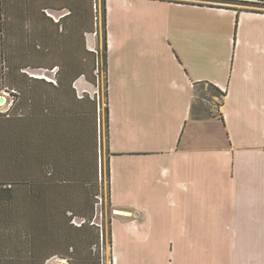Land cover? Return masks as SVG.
<instances>
[{"label": "crops", "instance_id": "1", "mask_svg": "<svg viewBox=\"0 0 264 264\" xmlns=\"http://www.w3.org/2000/svg\"><path fill=\"white\" fill-rule=\"evenodd\" d=\"M103 6L112 264L125 257L112 247L117 229L147 233L159 216L204 238V212L218 216L229 264H264V11L179 0ZM204 82L221 100L212 117L194 120L196 84ZM74 88L78 99L92 94L79 79ZM53 118L41 165L37 153V183L50 158L54 183L62 164L71 173V161L92 182L99 170L92 125L82 137L70 118Z\"/></svg>", "mask_w": 264, "mask_h": 264}, {"label": "trees", "instance_id": "2", "mask_svg": "<svg viewBox=\"0 0 264 264\" xmlns=\"http://www.w3.org/2000/svg\"><path fill=\"white\" fill-rule=\"evenodd\" d=\"M39 1L42 3L40 4ZM209 1L218 3L233 2L239 3L240 5L244 4L264 8V0ZM95 2L97 0H0L1 82H8L10 85V89H8L12 93H18L20 95L27 94V98H31L32 96L30 94L34 93L33 96L36 95L38 101L40 100L34 104L32 102L29 104L27 122H25L26 116L22 119L19 117L16 119V122L28 124L30 133L34 126L31 122L35 121V136L36 140L39 139L40 141L38 148L37 143L35 144L36 153L34 157H28L26 155L24 159L25 163L31 160L37 165L38 151L40 156L39 164L41 165L45 162V151L49 149L48 141L52 137L47 126L51 125L54 121L53 117L55 115L59 116L61 114L65 117L63 118L64 120L59 119L63 122H67L68 118H70V121L75 123V126L72 128H78L77 133H80L78 136L82 137L88 135L84 130L83 122L87 118L90 119L91 117L89 115L92 113L95 116L94 119H96L97 104L95 101L85 96L78 99L76 89L74 88V83L81 78L94 87V77L96 78L99 71V55L97 52L91 51L86 42V36L96 33L97 30L93 12ZM203 5L225 8L210 4ZM90 8H92L93 13ZM59 11H66V13L59 15L58 18H54L51 12L54 14ZM245 11L247 10L245 9ZM102 12V61L104 74L106 75V19L103 0ZM81 14L84 17L83 21L80 20ZM70 20L73 23L69 26ZM81 53H83V58ZM39 72H53L54 83L47 82L43 77L37 78L39 75H36V73ZM60 73H64L65 77L63 76L60 79ZM89 73H93V80L87 76ZM198 86L209 87L215 93V96L219 94V91L214 86L206 82L197 83L195 93ZM53 91L55 92L54 96L58 95L60 101H57L55 97L53 98L54 101L49 98ZM64 98L69 99L68 107L59 105L65 103ZM82 100L85 102L88 100L89 105L86 113L83 110L70 109L72 102L78 104ZM190 114L194 120L212 117V113L208 109L206 110L201 103H194L191 107ZM105 118L107 124L106 106ZM30 124L33 126H29ZM68 126L70 127L69 124ZM94 126V140L96 144L97 131H95L96 125ZM71 132L73 133V131ZM29 135L27 132L24 141L21 137L22 142L26 141V143H29ZM18 152L21 153L20 147H18ZM71 154L73 155L72 152ZM13 159L16 160L15 165L19 167L20 159L12 158L9 160L13 161ZM73 162L75 163V161ZM46 163L48 167L41 169L44 180L42 184L35 183L29 178L25 181L23 177H20V182H0V264H30L29 259L34 258L37 253L39 255V252H37L38 247L45 248V253L43 252L42 255V264L45 263V260L56 258L59 261H65L66 264H101L103 233L95 223L96 208L100 202L98 196V169L95 180L92 182L88 180L89 172L84 173L82 169L83 171L80 172L81 177L86 176L85 183L79 185L82 189V196L79 199L75 198L73 205L71 203L70 205L66 204V206L60 207L58 200H60V195L62 194L61 190L63 191L68 186L67 183L71 181V179L67 180L69 178L67 177L69 173L67 163L65 167L62 164L61 168L64 172L62 173L61 180L55 183L52 178V169L50 168V164H52L51 158ZM36 179L38 181L37 171ZM86 181L91 183L86 185ZM18 185L27 186L29 201L35 214L33 215L32 221L25 224L18 231L20 234H15L11 230L12 228L10 229V223H12L13 209L16 207L11 201L10 195L13 193V186ZM51 191L53 194L57 192L59 195L56 205L53 203V195L50 194ZM14 234L15 238L12 237ZM15 240L18 242L13 243ZM10 243L11 245H9ZM109 243L111 245L110 231ZM37 244L40 245L37 247ZM92 248L95 250L94 253L90 252ZM35 249L36 253L34 254Z\"/></svg>", "mask_w": 264, "mask_h": 264}, {"label": "rangeland", "instance_id": "3", "mask_svg": "<svg viewBox=\"0 0 264 264\" xmlns=\"http://www.w3.org/2000/svg\"><path fill=\"white\" fill-rule=\"evenodd\" d=\"M95 1V0H94ZM179 1H188L191 3H200V4H210V5H225V6H234L241 10H255V11H264L263 7H255L251 5H240L239 3H218L209 0H179ZM41 4L42 2L39 1ZM236 9V10H238ZM92 12V8H90ZM95 12V11H93ZM92 12V13H93ZM97 27L96 35H88L87 39L92 41V46L96 45L94 49L95 52L99 55V71L94 77V87L85 82L83 79H79L80 82H85L87 88L90 89V93H92V97L97 104L96 106V119L94 114H90V119L87 118L84 124V128L86 132H89V125H92L91 136L94 135V125H96L97 131V154L96 158L98 161V185H99V204L96 208V219L95 223L100 227L103 233V243L101 244L102 250V261L101 264H112V253L110 250L109 243V219L111 217V209L108 201V171L106 166L107 152H106V118H105V75L103 69V61H102V53H103V12H102V0H97ZM66 11H59L51 14L54 18H58L59 15L65 14ZM95 16V15H94ZM80 20L83 21V14L80 16ZM95 22V20H94ZM73 23L70 20L69 26ZM96 38V39H95ZM97 40V42H95ZM88 45H91L88 42ZM83 53H81V56ZM83 58V56H82ZM87 58V56H86ZM87 65V62H86ZM39 77H44L49 80H53V72L45 73L39 72L36 73ZM60 79L64 76V73H60ZM88 77L93 80V73L87 74ZM65 77V76H64ZM81 84V83H80ZM79 85V83H78ZM10 89V85L8 82H1L0 78V98L4 99V103L0 104V182H20V177L26 181L27 178L33 180L35 183L36 179V164L31 160L24 162L26 155L28 157H34L36 153V129H35V121L31 122L33 125V130H28V124L24 122H16L18 117L22 119L26 116L25 122L28 119V106L32 102V104L39 102L38 97L36 95L30 94L31 98H27V94L20 95L18 93H12ZM81 91V89L79 88ZM23 91V90H19ZM18 92V91H17ZM51 92V91H50ZM53 93L49 96L52 100L54 97L58 99V95L54 96ZM83 93V92H82ZM77 95V94H76ZM89 93L84 92L81 97H90ZM70 96V95H69ZM221 99H217L215 97V93L207 86H198L195 101L196 104H202V106L207 110H211L215 105L218 104ZM54 101V99H53ZM65 103L59 105H65L68 107L69 101L64 100ZM31 104V105H32ZM76 105V106H74ZM88 100L85 102L84 100L81 103H71V110H83L84 113L87 112L88 109ZM61 109V108H60ZM94 111V109H93ZM36 113V112H35ZM95 113V112H94ZM20 115H22L20 117ZM29 135V143L22 142L25 140L24 137ZM37 136H39L37 134ZM22 137V138H21ZM95 139V135H94ZM17 142H19L17 144ZM29 148H27V147ZM18 147H20V152H18ZM8 157L7 159H5ZM12 158H19L20 164L17 167L16 160ZM23 159V160H22ZM69 163V162H67ZM21 165V167H20ZM71 165V173L67 174V180L71 179L70 182L67 183V187L61 192L60 200L57 198L59 195L56 193L53 194L51 191L50 194L53 195V203L57 204L60 207L66 206V204L73 205L74 199L80 195H82V189L79 187L82 184V181L86 180L85 177H81L80 170L75 167V163L73 161L70 162ZM79 181L81 183H75ZM24 181V182H25ZM20 185V184H19ZM13 186L11 193V201L15 204L13 210V218L11 219L10 229L15 232V234H20L18 231L21 228L32 221L33 215L35 214L34 209L30 204L29 194L27 193V186ZM15 187V188H14ZM49 209H50V201H49ZM202 219L206 220V224L202 227V234L205 235L204 238L197 237L199 235V231L197 229H188V226H174L166 223L165 221H161L162 219L159 216H156L157 219L155 223L150 226L147 233H144L145 230L135 232H122L121 230L117 232V238L114 239L112 243L113 250L115 252H121L124 255V260H121L119 264H229L231 260V252L229 248L221 245L223 242V237L221 236V232L217 229L215 231V225L218 226L216 214L212 215L210 212L202 214ZM214 219V222H209L208 220ZM222 223V222H220ZM174 228V229H172ZM185 230V231H184ZM146 232V231H145ZM183 233V236H182ZM15 234L12 235L15 238ZM13 240V239H12ZM113 240V239H112ZM15 240L13 243H17ZM11 245V243L9 244ZM40 244H37V247ZM47 246V245H46ZM82 247V246H81ZM36 248V242H35ZM7 249V248H5ZM83 249V248H81ZM94 248H92L91 253H94ZM36 256L34 258L29 259L30 264H42V255L45 253V248L38 247ZM36 253V249L34 254ZM38 257V258H37ZM35 259V260H34ZM33 262V263H32ZM44 264H66L65 261H59L56 259L45 260Z\"/></svg>", "mask_w": 264, "mask_h": 264}, {"label": "built area", "instance_id": "4", "mask_svg": "<svg viewBox=\"0 0 264 264\" xmlns=\"http://www.w3.org/2000/svg\"><path fill=\"white\" fill-rule=\"evenodd\" d=\"M93 11H95V12H94V15H95L94 20H95V25H96V24H97V22H96V21H97V13H98V12H97V2L94 3ZM93 35H96V33H94ZM37 78H41V77H37ZM43 79L46 80L47 82L54 83L53 80H49V79H46V78H44V77H43Z\"/></svg>", "mask_w": 264, "mask_h": 264}, {"label": "water", "instance_id": "5", "mask_svg": "<svg viewBox=\"0 0 264 264\" xmlns=\"http://www.w3.org/2000/svg\"><path fill=\"white\" fill-rule=\"evenodd\" d=\"M4 101V99L3 98H0V103H2Z\"/></svg>", "mask_w": 264, "mask_h": 264}, {"label": "bare ground", "instance_id": "6", "mask_svg": "<svg viewBox=\"0 0 264 264\" xmlns=\"http://www.w3.org/2000/svg\"><path fill=\"white\" fill-rule=\"evenodd\" d=\"M3 103H4V101L2 103H0V104H3Z\"/></svg>", "mask_w": 264, "mask_h": 264}]
</instances>
